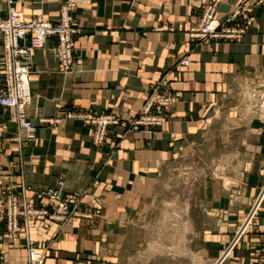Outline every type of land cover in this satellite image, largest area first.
Returning <instances> with one entry per match:
<instances>
[{
    "label": "crops",
    "instance_id": "obj_1",
    "mask_svg": "<svg viewBox=\"0 0 264 264\" xmlns=\"http://www.w3.org/2000/svg\"><path fill=\"white\" fill-rule=\"evenodd\" d=\"M10 1L27 19L57 22L65 0H0V18ZM208 0H91L73 15L76 55L84 58L64 72L51 50L55 39L34 51L32 104L27 113L36 127L33 140L0 105V209L7 186L29 187L31 203L50 188L84 196L83 211L102 207L92 218L53 221L46 228L32 220L30 232L17 241L0 238V264H28V243L45 249L42 264H117L114 257L133 213L143 208L160 172L191 142L202 139L209 113L241 89L260 95L263 110L250 119L256 150L264 157V6L254 0H221L218 16L236 7L249 9L241 39L194 40L190 29L203 17ZM188 58L189 66L179 64ZM0 36V86L3 79ZM177 97L164 111L162 126H133L153 88ZM115 113L126 125H112L104 145L93 140L94 127L73 117L60 124L42 123L66 112ZM250 204L264 185V162L249 171ZM53 208V205H50ZM252 226L237 238L240 224L205 223L204 245L216 246L211 264H262L264 200ZM243 210V215L249 210ZM6 232L0 223V237ZM229 251V252H228ZM228 252V253H227ZM226 253V254H225Z\"/></svg>",
    "mask_w": 264,
    "mask_h": 264
},
{
    "label": "rangeland",
    "instance_id": "obj_2",
    "mask_svg": "<svg viewBox=\"0 0 264 264\" xmlns=\"http://www.w3.org/2000/svg\"><path fill=\"white\" fill-rule=\"evenodd\" d=\"M262 110L260 95L245 88L209 113L202 139L163 168L153 194L132 214L114 253L117 264L212 263L217 247L201 240L205 223L213 230L225 223L242 226L255 204L249 171L264 157L256 150L250 119ZM263 187L257 205L264 200Z\"/></svg>",
    "mask_w": 264,
    "mask_h": 264
},
{
    "label": "built area",
    "instance_id": "obj_3",
    "mask_svg": "<svg viewBox=\"0 0 264 264\" xmlns=\"http://www.w3.org/2000/svg\"><path fill=\"white\" fill-rule=\"evenodd\" d=\"M256 4L264 6V0H254ZM221 0H208L202 20L190 29V36L194 40L210 42L214 39H241L247 29L249 9L236 7L224 17L218 16V5ZM91 0H65L61 5L60 17L57 22H52L37 17L27 19L19 11L13 1H10L8 15L0 18V36L3 41V79L0 86V105L9 111L10 119L16 123L25 137L22 141L35 138L36 127L27 113V107L32 104L33 94L31 90V66L34 60V51L44 48L49 38L55 39L51 47L64 72H71L76 65H82L84 58L76 55L75 34L78 30L74 27V11L81 5L90 4ZM182 66H189L190 60L183 58L179 62ZM177 97L159 91V87L153 91L140 110V116L133 121V126H162L163 113L176 101ZM78 117L85 124L94 127L93 140L96 145H104L108 139L109 128L112 125H126L125 119L115 113H85L68 111L63 116L52 119L41 118L42 123L60 124L68 118ZM264 188V187H263ZM29 187L21 190L7 186L3 195L5 201L0 209V223H5L6 232L1 235L2 240L17 241L26 237L30 232L32 220L42 221L48 228L50 223L57 221L65 223L74 217L92 218L101 213L99 204H92V211H83L80 205L84 196L79 193H66L59 189L50 188L36 194L37 200L46 201L45 205L31 203L27 198ZM243 222L237 233V238L230 245L232 248L241 234L245 233L258 210L257 202ZM53 205V208L50 205ZM245 231V232H244ZM28 264H42L46 252L37 247L30 240L28 243ZM264 254V248H263ZM264 264V256L262 260Z\"/></svg>",
    "mask_w": 264,
    "mask_h": 264
},
{
    "label": "water",
    "instance_id": "obj_4",
    "mask_svg": "<svg viewBox=\"0 0 264 264\" xmlns=\"http://www.w3.org/2000/svg\"><path fill=\"white\" fill-rule=\"evenodd\" d=\"M228 253V252H227ZM226 254V253H225Z\"/></svg>",
    "mask_w": 264,
    "mask_h": 264
}]
</instances>
